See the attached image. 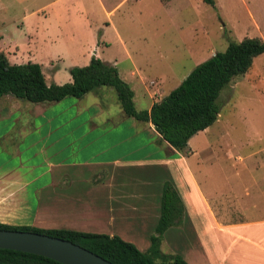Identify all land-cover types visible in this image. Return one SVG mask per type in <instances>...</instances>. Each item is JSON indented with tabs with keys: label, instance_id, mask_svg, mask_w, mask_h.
<instances>
[{
	"label": "rangeland",
	"instance_id": "374dc122",
	"mask_svg": "<svg viewBox=\"0 0 264 264\" xmlns=\"http://www.w3.org/2000/svg\"><path fill=\"white\" fill-rule=\"evenodd\" d=\"M102 1L110 7L120 3L113 18H105L99 0H0V51L12 64L40 65L48 85L68 83L69 70L87 66L93 57L115 63L121 79L131 81L126 73L133 62L146 78L165 77L160 96L163 99L198 65L223 52L230 42L244 38L264 40V0H211V4L206 0H175L168 7L161 6L159 0ZM107 22L113 26L106 27ZM47 32L57 41L49 43ZM135 84H131L135 86V108L147 110L152 99L143 86L136 88ZM100 91L108 95L98 97L92 92L77 100L83 109L77 117L71 115L73 108L68 102L60 106L49 104L52 109L47 115L51 120L37 121L26 141L16 138V145L26 149L22 157L9 162L17 166L16 171L25 181L34 179L24 187V192L28 198L33 194L36 207V190L51 180L45 172L46 163L81 165L106 159L111 154L121 155L129 160L123 165L124 182L128 184L124 190L130 204L139 210L134 216L143 220L142 229L135 225L138 228H131L129 222L122 226L129 234L140 230L145 234L157 224L162 182L171 181L175 175L174 166L159 160L176 156L166 154L148 132L138 133L140 123L124 115L112 88L102 87ZM216 104L219 108L216 122L198 134L191 147L199 150L197 147L212 146V153L203 158L215 157L220 164L230 158L228 163L242 164L230 157L229 152L244 158L243 164L252 163L247 155L255 151L262 152L264 158V54L253 61L245 75L221 91ZM0 163H7V158H1ZM95 169L97 175L104 174L103 169L91 165L75 166L68 171L86 179ZM58 170L54 176H58ZM87 189L85 182L75 183L78 201L88 197ZM57 204L54 202L52 209L56 213L64 211ZM85 208L72 207L76 212L81 210L79 213ZM88 218L84 214L77 220L80 225L93 223L101 231L107 229L102 219ZM190 228L189 221L181 233L183 249L191 240ZM171 244L168 239L161 252L175 255Z\"/></svg>",
	"mask_w": 264,
	"mask_h": 264
},
{
	"label": "crops",
	"instance_id": "0c3cea01",
	"mask_svg": "<svg viewBox=\"0 0 264 264\" xmlns=\"http://www.w3.org/2000/svg\"><path fill=\"white\" fill-rule=\"evenodd\" d=\"M173 1L175 0H171L166 5L160 4L168 7ZM99 5L105 18L111 19L118 12L120 3L110 7L99 0ZM105 26L111 28L113 25L107 22ZM45 35L49 43L57 41L49 32ZM116 37L119 39L118 35ZM128 59L131 61L132 57ZM109 64L115 66V63ZM126 75L131 81L122 80H125L129 86L132 82L136 83V88L141 85L149 93L152 103L147 110L161 100L160 96L163 94L165 84L164 76L146 78L133 62H130ZM131 86L135 98V86ZM152 89L153 93H151ZM94 93L96 96L99 95L98 97L107 94V92H101L100 88ZM77 100L81 99L69 97L58 103L31 106L28 102L10 95L0 98V160L7 158V163H0V224L11 227L71 230L117 236L145 252L149 248V237L153 234L156 223L145 234H142V230L140 232L135 229L133 230L139 232L129 234L126 227L122 226L125 222H129L131 228L140 227L142 229L143 227V220L134 216L135 213H139L138 208L130 204V198L124 190L128 184L124 182L126 173L123 165L128 164L129 160L123 159L121 155L111 154L106 159L93 163L84 162L81 165L58 164L53 166L51 163H46L45 172L50 174L51 180L50 183L36 190V207L33 203V194L28 198L24 192V187L26 188L34 179L29 182L25 181L16 171L17 166L10 165L9 161L12 158L22 157L26 149L23 145H16V138L20 137L26 141L28 135L35 130L37 121L49 122L51 120V117L47 115L52 109L49 104L60 106L68 102L73 108L70 111L71 115L77 117L83 112L82 104ZM138 123L141 125L138 133L148 132L154 137L155 142L159 140L151 124ZM198 134L189 140L187 152L184 155L163 145L169 153L176 156L159 161L174 166V178L168 182L182 200L184 215L180 226L171 227L165 232L160 250L164 248L169 239L174 248H171V252L180 255L188 264H264V158H262V152L255 151L247 155V158L252 159V163L246 164H243L245 159L239 154L232 156V152H229L230 157L242 164L228 163L231 158L227 163L220 164L219 159L215 157L203 158L204 155L212 153V146L207 145L204 149L197 147L199 150L191 147ZM90 165L103 169L104 176L97 175L95 169L96 171H91L89 178L80 179L73 171H68V168L75 166ZM120 166H122L120 168L122 171L119 172L118 167ZM57 169H59L58 176H54V171ZM79 181L85 182L89 189L94 191L87 189L88 197L86 199L81 197L78 201V193L74 187ZM116 193H119V196H116ZM132 196L136 197L135 194ZM54 202L58 203L57 206L63 207L64 211L56 213L52 209ZM74 205H84L86 208L79 213L81 210L76 212L72 209ZM84 214H87L88 220L102 219L107 229L101 231L93 223L80 225L77 218ZM158 218L159 215L155 216L156 222ZM189 221L192 222V228L188 233L192 236H190L191 240L186 245V249H183V245L180 244L183 242V239L182 242L180 241L181 233ZM187 236L188 234L185 237Z\"/></svg>",
	"mask_w": 264,
	"mask_h": 264
},
{
	"label": "trees",
	"instance_id": "16d2710c",
	"mask_svg": "<svg viewBox=\"0 0 264 264\" xmlns=\"http://www.w3.org/2000/svg\"><path fill=\"white\" fill-rule=\"evenodd\" d=\"M171 0H160L166 5ZM211 4V0H206ZM264 54V40L244 38L230 42L223 52H218L198 65L166 97L154 103L149 110L137 111L134 93L123 81L115 66L93 57L84 67L69 70L70 82L48 85L41 66L35 63L12 64L0 52V98L10 95L32 104L58 103L66 98L82 99L102 87L114 90L116 100L124 115L137 122L151 124L157 133L156 141L177 152L187 151L189 140L211 127L219 116L217 99L223 89L235 79L245 75L253 61ZM166 154H171L166 148ZM184 206L174 187L162 184L160 213L149 248L142 252L117 236L85 233L71 230H43L33 227H11L0 224V230L32 232L58 238L78 245L111 264H188L180 255H166L160 250L165 232L182 224ZM0 264H60L53 260L16 252L0 250Z\"/></svg>",
	"mask_w": 264,
	"mask_h": 264
},
{
	"label": "water",
	"instance_id": "95a60500",
	"mask_svg": "<svg viewBox=\"0 0 264 264\" xmlns=\"http://www.w3.org/2000/svg\"><path fill=\"white\" fill-rule=\"evenodd\" d=\"M0 250L41 256L60 264H111L71 242L32 232L0 230Z\"/></svg>",
	"mask_w": 264,
	"mask_h": 264
}]
</instances>
